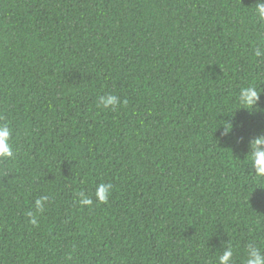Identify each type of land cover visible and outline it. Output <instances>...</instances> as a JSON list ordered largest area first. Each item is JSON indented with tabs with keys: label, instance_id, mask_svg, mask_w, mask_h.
Masks as SVG:
<instances>
[{
	"label": "trees",
	"instance_id": "16d2710c",
	"mask_svg": "<svg viewBox=\"0 0 264 264\" xmlns=\"http://www.w3.org/2000/svg\"><path fill=\"white\" fill-rule=\"evenodd\" d=\"M0 264H264V0H0Z\"/></svg>",
	"mask_w": 264,
	"mask_h": 264
}]
</instances>
